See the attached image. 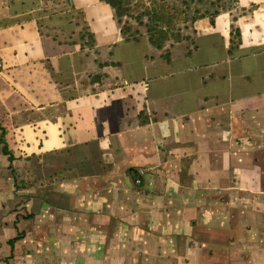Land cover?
Returning a JSON list of instances; mask_svg holds the SVG:
<instances>
[{"label":"crops","instance_id":"crops-1","mask_svg":"<svg viewBox=\"0 0 264 264\" xmlns=\"http://www.w3.org/2000/svg\"><path fill=\"white\" fill-rule=\"evenodd\" d=\"M53 5L0 4V264H264V0L162 49Z\"/></svg>","mask_w":264,"mask_h":264},{"label":"rangeland","instance_id":"rangeland-1","mask_svg":"<svg viewBox=\"0 0 264 264\" xmlns=\"http://www.w3.org/2000/svg\"><path fill=\"white\" fill-rule=\"evenodd\" d=\"M6 0H0L4 4ZM39 1V0H38ZM53 2L52 13L66 0H48ZM236 0H126L127 14L118 17L126 34L138 39L146 34L157 40L164 36V46L180 41H190L193 34V22L202 16L213 17L220 8L234 5ZM157 27L154 31L151 27ZM161 31V32H160Z\"/></svg>","mask_w":264,"mask_h":264},{"label":"trees","instance_id":"trees-1","mask_svg":"<svg viewBox=\"0 0 264 264\" xmlns=\"http://www.w3.org/2000/svg\"><path fill=\"white\" fill-rule=\"evenodd\" d=\"M105 1L108 2L115 9L117 17H123L127 14V9L125 8V1L126 0H105ZM217 13H219V12H217ZM154 29L157 30L158 28L155 26L151 27V30L154 31ZM123 32L126 34V31L124 30V28H123ZM149 39L155 47H157L159 49H162L164 47V42H165L164 36L159 37L160 40H157L153 35H151ZM0 127H1L2 132H3L2 136L0 137V143L4 145L3 150H4L5 154H10V151L8 149V144H7L6 139H5V130L2 127L1 123H0ZM11 158H12V155H11Z\"/></svg>","mask_w":264,"mask_h":264},{"label":"built area","instance_id":"built-area-1","mask_svg":"<svg viewBox=\"0 0 264 264\" xmlns=\"http://www.w3.org/2000/svg\"><path fill=\"white\" fill-rule=\"evenodd\" d=\"M142 173V172H141ZM137 183H141V178L137 179Z\"/></svg>","mask_w":264,"mask_h":264}]
</instances>
